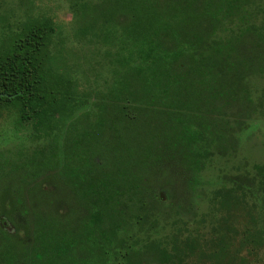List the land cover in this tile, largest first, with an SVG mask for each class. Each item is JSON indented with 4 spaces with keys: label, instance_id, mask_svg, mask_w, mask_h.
Here are the masks:
<instances>
[{
    "label": "trees",
    "instance_id": "16d2710c",
    "mask_svg": "<svg viewBox=\"0 0 264 264\" xmlns=\"http://www.w3.org/2000/svg\"><path fill=\"white\" fill-rule=\"evenodd\" d=\"M250 1L72 0L75 39L105 67L104 89L92 91L56 46V25L26 1L23 21L0 37V94L14 96L0 98V117L16 112L40 144L20 162L0 157V264H244L242 250L263 246L257 225L226 227L208 249L189 238L142 250L123 240L131 216L179 204L194 187L217 96L260 70L261 30L238 17L226 40L216 32ZM256 170L246 177L254 187ZM236 192L226 191V208L241 205Z\"/></svg>",
    "mask_w": 264,
    "mask_h": 264
},
{
    "label": "rangeland",
    "instance_id": "374dc122",
    "mask_svg": "<svg viewBox=\"0 0 264 264\" xmlns=\"http://www.w3.org/2000/svg\"><path fill=\"white\" fill-rule=\"evenodd\" d=\"M26 1L0 0V37L4 32L16 30L23 21ZM31 1L33 14L47 16L56 25V46L64 47L72 74L81 87L86 86L91 91L104 89L105 67L92 59L96 47L75 39L77 15L72 0ZM242 5L238 16L228 19L216 30L224 40L236 30L238 17L242 26H254L264 35V0H251L248 5ZM104 51L105 47L101 45L95 59L101 62ZM234 52L239 59L243 57L241 49L236 48ZM242 74L241 84L233 76L228 95L217 96L214 109L220 119L215 132L208 135V156L202 162L198 177L194 178V187L185 192L179 204L147 207L131 216L132 224L124 231L123 240L134 250H142L151 241L171 247L185 238L208 249L211 240L219 237L226 227L240 234L242 229L257 225L264 235V174L263 182L255 187L246 178L257 177V168L264 170V62L260 70ZM33 135V128L30 124L20 123L16 112H3L0 117V157L20 162L23 159L20 153L29 155L40 144ZM232 186L241 198V205L235 206L232 202L230 208H226L224 195ZM179 196L182 198L183 195ZM136 216H139V222H136ZM240 255L245 258L244 264H264V241L257 251L250 253L244 249ZM141 261L154 264L147 257H141L138 262ZM92 264L101 263L93 261Z\"/></svg>",
    "mask_w": 264,
    "mask_h": 264
},
{
    "label": "water",
    "instance_id": "95a60500",
    "mask_svg": "<svg viewBox=\"0 0 264 264\" xmlns=\"http://www.w3.org/2000/svg\"><path fill=\"white\" fill-rule=\"evenodd\" d=\"M14 96L6 95V94H0V98H11Z\"/></svg>",
    "mask_w": 264,
    "mask_h": 264
}]
</instances>
